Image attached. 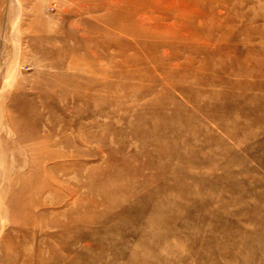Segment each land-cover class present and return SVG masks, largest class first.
<instances>
[{
  "label": "rangeland",
  "instance_id": "rangeland-1",
  "mask_svg": "<svg viewBox=\"0 0 264 264\" xmlns=\"http://www.w3.org/2000/svg\"><path fill=\"white\" fill-rule=\"evenodd\" d=\"M87 1L0 0V264H264V0Z\"/></svg>",
  "mask_w": 264,
  "mask_h": 264
},
{
  "label": "bare ground",
  "instance_id": "bare-ground-1",
  "mask_svg": "<svg viewBox=\"0 0 264 264\" xmlns=\"http://www.w3.org/2000/svg\"><path fill=\"white\" fill-rule=\"evenodd\" d=\"M196 1L197 0H88L87 2L94 8V10L100 11L98 18L104 17L105 19H108V25H110V23L113 25L116 20L122 18V20L126 19L130 22L129 26L127 21H124L123 30L125 32L130 34L141 33L144 34V36H152L156 35L155 32L160 33L158 31H164V28L168 31H170V29H174L177 30V32L178 30L181 32V27L185 28L186 23L179 17V19L177 18V13L181 12L179 10L182 8H186L184 9L185 11H189V9L191 10V6L194 5ZM104 26L106 25L104 24ZM184 32H186V30ZM173 63L175 64V62ZM124 65H126V63ZM116 66H118V64H116ZM8 115L11 116V113H8Z\"/></svg>",
  "mask_w": 264,
  "mask_h": 264
}]
</instances>
